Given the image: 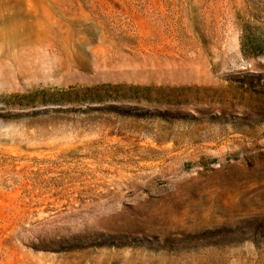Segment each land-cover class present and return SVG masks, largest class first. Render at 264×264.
Instances as JSON below:
<instances>
[{
    "label": "rangeland",
    "instance_id": "374dc122",
    "mask_svg": "<svg viewBox=\"0 0 264 264\" xmlns=\"http://www.w3.org/2000/svg\"><path fill=\"white\" fill-rule=\"evenodd\" d=\"M0 264H264V0H0Z\"/></svg>",
    "mask_w": 264,
    "mask_h": 264
},
{
    "label": "trees",
    "instance_id": "16d2710c",
    "mask_svg": "<svg viewBox=\"0 0 264 264\" xmlns=\"http://www.w3.org/2000/svg\"><path fill=\"white\" fill-rule=\"evenodd\" d=\"M36 97H37V94H36V95L25 96L24 99H25V100H30L29 103H31V101H32V102L36 101ZM52 97H53V96H52ZM100 99H101V98H100Z\"/></svg>",
    "mask_w": 264,
    "mask_h": 264
}]
</instances>
